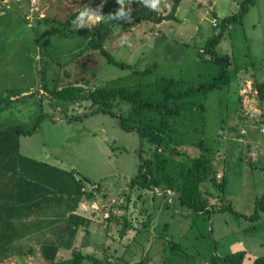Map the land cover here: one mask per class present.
<instances>
[{"label":"rangeland","instance_id":"rangeland-1","mask_svg":"<svg viewBox=\"0 0 264 264\" xmlns=\"http://www.w3.org/2000/svg\"><path fill=\"white\" fill-rule=\"evenodd\" d=\"M31 1L0 0V99L11 98L0 110V126L30 129L39 123L20 138V154L71 171L87 194L78 213L91 222L89 246H65L75 238L65 226L77 231L85 224L69 221L68 211L60 210L55 228L66 231L55 234L62 242L56 259L88 254L81 264H229L223 258L237 252L245 254L242 264L264 259V213L246 218L264 194V99L256 87L264 89V0L247 5L224 30L215 50L229 56L231 81L205 95L203 133L191 131L186 137V143L203 139L209 150L205 154L213 171L199 187L207 212L181 204L176 192L131 186L140 157L149 159L152 147L136 131L120 128L116 116L97 112L89 99L70 101L53 92L75 87L88 95L103 86L135 87L161 77L183 88L207 84L217 66L202 63L197 54L244 0H180L176 20L143 22L128 30L122 26L130 16L119 17L104 42L112 63L99 51L85 49L90 36L79 30L97 26L102 0ZM135 2L120 7L134 12ZM173 2L159 0V13L166 16ZM147 68L152 69L142 74ZM128 107L118 103L113 111L125 115ZM223 177L222 192L212 179ZM225 206L234 213L221 209ZM124 226L129 230L120 237ZM32 239L18 238L13 245L22 251L37 248L32 259L5 264L44 262L40 243L52 239Z\"/></svg>","mask_w":264,"mask_h":264},{"label":"trees","instance_id":"trees-1","mask_svg":"<svg viewBox=\"0 0 264 264\" xmlns=\"http://www.w3.org/2000/svg\"><path fill=\"white\" fill-rule=\"evenodd\" d=\"M132 1L102 0V16L97 26L88 31H85L82 26L79 28L90 36L85 49L99 51L108 58L109 63L113 62L104 49V42L110 36L119 18L114 14L121 8L120 3L128 5ZM179 2L180 0H174L169 13L163 16L158 10L146 7L142 0H136L134 12L124 9L125 15L130 16L131 22L125 23L122 29L128 30L143 22L160 24L163 21L176 20L175 13ZM253 2L254 0H244L236 15L224 18L221 22L222 30L209 38L202 50L198 52L197 55L202 63H212L217 66L216 75L207 84L183 88L179 81L161 77L135 87L103 86L89 92L88 95H84L81 88L75 87L53 92L56 97L70 101L74 98L89 99L92 104L98 106L97 112L116 116L120 128L125 131H136L140 139L152 147V156L149 159L140 157L139 172L131 181V186L138 184L142 188H160L163 191L176 192L181 204L194 212H207L208 204L199 187L213 171L205 154L209 150L203 139L186 143V137L192 133L191 131L203 133L205 95L231 81L227 73L231 60L229 56L218 55L215 49L226 27L228 28L232 22L241 18L248 8L247 5ZM150 69L152 68H147L142 74ZM256 87L259 98L264 99L263 87L261 85ZM10 101L11 98L8 96L0 99V110ZM118 103L129 106L127 114L113 111ZM38 124L36 122L30 129H25L20 124L0 126V264L5 263L4 261L8 258L9 246L16 237L15 220L37 211L38 207L44 204H50L53 201L50 198H56L60 205L69 206L71 203L73 206L67 207L66 210L70 213L74 211L78 201L87 196L80 181L71 171L62 170L20 154V138L31 135ZM192 151L195 154L191 155ZM212 181L219 191H224L226 183L224 177L220 182L214 179ZM221 209L234 213L230 206L221 207ZM261 213H264V194L256 199L253 213L246 218L255 220ZM68 220L75 222L80 219L69 214ZM124 227L118 232L120 237H124L129 230L127 226ZM65 228L70 230L71 237L75 236V227L67 225ZM66 245L71 244L65 243ZM59 249V244L55 243L42 245L43 264H81L82 261L91 257L88 254H79L73 259L58 261L56 258ZM244 256L243 252H237L225 256L222 261L229 264H242ZM210 264H216V262L212 261ZM252 264H264V259L257 258Z\"/></svg>","mask_w":264,"mask_h":264},{"label":"crops","instance_id":"crops-1","mask_svg":"<svg viewBox=\"0 0 264 264\" xmlns=\"http://www.w3.org/2000/svg\"><path fill=\"white\" fill-rule=\"evenodd\" d=\"M88 1L89 0H87V2ZM55 199L50 198L51 201L53 200L52 202L50 201L51 203L49 202L50 204L48 205L44 204L38 207L37 211L29 215L26 214V216L24 215L18 218L19 220L14 221V225L17 230L15 231L16 237L13 239L14 240L13 243L9 246V255H8V258L4 261L5 263L22 262V260L26 262L28 258L32 259V257L36 255V253L34 254L33 251L35 252L37 248H34V247H32V249L27 248L26 251H22V249H17V250L13 249V245L14 243H16V239L18 238H19V241H21L22 239L27 240L29 237H31V239L33 238L32 240L34 241V239H38V238H44L45 240H47V239H52L54 237L51 243H55L57 245L59 244L60 246L61 241L57 237H55V234L58 233L59 235L61 233L60 235H62L68 229L65 228L66 230L64 229L61 231L60 230L61 228L59 230L55 228L56 222H57L56 220L57 218L59 219L60 210H63L66 212L67 207H71L72 204L70 203L69 206H66L64 204L60 205L59 202ZM80 202L78 203L79 205L77 204L76 207H74V211L70 212L69 214H72L78 217L81 220V222L85 224V226L80 225L78 227L76 234H75V238L71 242L72 244L68 246V248L70 249L77 248V246H79L80 249L83 247L89 246L88 237L90 233L92 234L91 228L88 226L89 224L91 226V222H89L88 217L86 216L83 217L82 214L78 213L80 205L83 204V202L81 203ZM65 227H67V225ZM48 243L50 244V242H48L47 240V242H45L44 244L40 243V245H45ZM69 251L70 250H68V252ZM59 252H60V249H59ZM41 264H43V262Z\"/></svg>","mask_w":264,"mask_h":264},{"label":"clouds","instance_id":"clouds-1","mask_svg":"<svg viewBox=\"0 0 264 264\" xmlns=\"http://www.w3.org/2000/svg\"><path fill=\"white\" fill-rule=\"evenodd\" d=\"M142 3L152 9V10H158L159 8V0H142ZM86 13H81V16L85 15ZM114 16H119V17H123L125 16V10L123 7H121L115 14Z\"/></svg>","mask_w":264,"mask_h":264},{"label":"built area","instance_id":"built-area-1","mask_svg":"<svg viewBox=\"0 0 264 264\" xmlns=\"http://www.w3.org/2000/svg\"><path fill=\"white\" fill-rule=\"evenodd\" d=\"M31 3L34 5V4H36V1H35V0H32ZM217 24H218V21H217V20H214V21L212 22V25H213V26H217ZM260 131H261V132H264V129L262 128V129H260ZM108 216H109V215L106 214V215H105V218H107Z\"/></svg>","mask_w":264,"mask_h":264}]
</instances>
